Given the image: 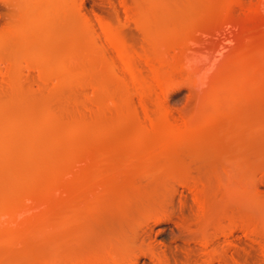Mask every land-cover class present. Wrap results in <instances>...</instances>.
Returning a JSON list of instances; mask_svg holds the SVG:
<instances>
[{"label": "rangeland", "instance_id": "374dc122", "mask_svg": "<svg viewBox=\"0 0 264 264\" xmlns=\"http://www.w3.org/2000/svg\"><path fill=\"white\" fill-rule=\"evenodd\" d=\"M107 1L84 0L83 11H97L116 23V10L124 14L122 5L119 0ZM127 2L131 9L147 6L150 10L148 40L134 22L126 29L132 49L135 46L140 52L147 48L155 55L149 63L133 58L136 80L126 74L128 78L122 81L97 45L90 46L86 37L70 42L64 38L66 29L60 28L49 37L26 40L44 43L56 55L54 71L50 65L43 80L47 84L37 77V68L28 71L19 67L24 72H17L22 75V90L35 97L24 92L19 96L35 98L37 102H31L36 111L24 108L15 113L10 109V113L8 109L12 117L1 108L12 96L5 82H0V134H26L39 143L32 147L37 152L34 161H12L11 167L17 166L15 177L5 176V168L0 166L4 175L0 179V234L19 231L17 241L0 242V264H37L51 257L57 258L58 264H79V259L103 258L105 254L112 256L110 263L160 264L157 256L146 253L150 240L168 264H264V74L259 77L262 91L223 108L208 104L201 92L210 85L217 68L227 62L226 71L233 75L264 69L260 0H241L237 5H229V0ZM5 8L0 1V28ZM70 19L76 27L74 13ZM75 27L73 33L79 32ZM12 42L7 49L17 50L12 57L19 59V65L23 50L18 53ZM69 43H83V47ZM8 57L0 56V71H5ZM156 74L168 80L167 90L155 89ZM47 77L51 79L46 81ZM168 86L174 87L169 90ZM199 86L203 87L200 91ZM98 88L102 93L97 96ZM46 109L54 111L55 124L42 126L39 117ZM32 113H37L36 117ZM209 116H216V127L206 128ZM10 121L17 123L11 127ZM82 123L87 128L70 138L72 127ZM172 124L186 125L190 141L166 140ZM196 139L201 141L196 143ZM20 149L15 146L12 151ZM180 169L185 178L180 177ZM224 171H230L229 180ZM189 175L200 181L206 203L205 212L197 219L202 218L199 224L203 227L198 233L181 230L185 223H191L193 230L200 226L197 220L191 221L201 213L192 190L179 183ZM238 186L245 196L237 191ZM162 207L173 214L174 221L154 224L150 217ZM241 217L245 222L248 219V226L247 222L239 225ZM181 218L185 225H180ZM246 226L257 230L253 233L252 228L250 233ZM213 233L217 235L214 241L202 244ZM150 237L153 239L147 241ZM12 241L19 245L10 244ZM214 251L219 252L214 255Z\"/></svg>", "mask_w": 264, "mask_h": 264}, {"label": "bare ground", "instance_id": "6f19581e", "mask_svg": "<svg viewBox=\"0 0 264 264\" xmlns=\"http://www.w3.org/2000/svg\"><path fill=\"white\" fill-rule=\"evenodd\" d=\"M0 1H1V3H4L5 6L7 5V8H5L7 10H5L6 12L3 15L2 28H0V56L1 55L9 56L6 59L7 60L6 67H4L5 69L3 68L5 71H0L1 72V76L3 78V79L2 78L0 79V82L2 80V85L5 82L6 85L5 84L4 85L6 86L8 92H9V95L12 96L8 103H6L5 105L3 103L4 106L3 107L0 106V107L4 108L6 111L9 109L10 113H11L12 109L14 110V112H15L16 109L20 110V109H24V108H29V109H32L33 112L36 111V109H37L35 107V104L33 103V101L31 102V99H33L32 96H34L33 93H31L32 94L31 97L30 96L29 97L23 96L25 94L26 95H31V94L30 93L27 94L28 90L27 89L24 90L25 89L24 87H23L24 91L22 90V84H21L22 83L21 82L22 75H21V73H23L24 71L21 72V69H22L21 67H23V69L25 68L26 70L28 69V71L30 69H32V68L33 69L37 68L38 69L37 73L40 75V76L38 75L37 77H40V80L42 79V81L45 80V77L47 75V70H48L49 66L51 65L52 67L53 66L55 67V65H54L55 64V60L53 58V56H56L55 55V51H53L52 49H47V47L44 45V43L37 42V41H34V40H31V42H29V43H33V41H34L35 42L34 45H29V43H27L26 40H28L30 38H35V39L46 38V37H49L52 33H55L54 31L56 29L60 30V28H62V30H63V28L66 29L67 33H66L65 37L64 36L63 37L64 38H68V40L70 42L73 39H76V40L78 39V41H79L80 38H81L80 39V41H81L82 38L86 37V41H87V43L89 45L93 44L94 48L97 45L98 48L101 50L100 52H102V55L105 56V57H108V60L110 59L111 64L110 63L109 64H110V66H112L111 67L112 71H114L115 74L118 73L119 77L121 76L120 78H123L122 81L125 80L124 78H126L128 76V74H129V76H131L132 80H136L137 79L136 75H135V66L133 64V58H135V56L139 57L138 59L141 58L144 62L149 63L151 58H152L151 56L154 55L151 52H149V49L147 50V48H144L140 52L137 49H134L135 46L132 49V46L130 45V43L128 44L129 37L126 35V29L130 27L131 24L129 22L132 21V22H134L133 24H135V28H137L138 31L140 30L141 32H143L144 33L143 36L147 40L150 38V35H149L150 31L148 32V30H150V29H148L149 28V26H148L149 24L148 23H149L150 19H148V17H147V15H148L150 10L148 9L147 6H145L144 8L142 7L143 8L142 10H141V8L139 6H138L139 10L136 9L137 6L133 7V9H131V6L128 4L127 0H119L121 5H122V8H123L122 11H123L124 14H121L120 11H117L118 10L117 9L116 10V12H118L117 22L113 23L110 19H108L110 16H108L107 14L106 15L108 17L107 16L105 17L104 14H103L104 15L103 16L100 13H97V11L96 12L92 11V12H89V13H86L87 11H85V10L83 11V9L86 8V7L84 8V6L86 5V3L84 5V0H0ZM138 2H139V0H137V3ZM240 3H241V0H229V2H228L229 5H237V4H240ZM139 4H140V2H139ZM140 6H142V5H140ZM114 7H115V5H114ZM106 8L109 9L108 7H106ZM107 9H104V10H107ZM259 9H262V11L264 10V0H260ZM72 13H74L76 15V19L78 18L77 19L78 22L76 20H74L76 22V27L79 28V30H78L79 32H77V33H75L76 30L74 29L75 30L74 31L75 34L73 33V28L75 27V24L72 23L73 20L71 21V19H70ZM72 17H74V15ZM57 33L58 32H56V34ZM147 33H148L149 36H146ZM129 36H131V35H129ZM61 37H62V33H61ZM132 38H134V37H132ZM11 39L14 40V42H12ZM10 42L15 44V46L18 48V53L20 52V49H21V51L23 50V55H22L23 58H22V61H21V63L19 65H18L19 59L17 61L15 58H13V57H15L17 55V54L15 55L17 50L16 51H12V50H8L7 49L8 46L9 47L12 46V45H10L11 44ZM83 43L81 45H77V44H75V45L78 46V47L79 46L83 47ZM69 44H71V43H69ZM71 45H73V44H71ZM75 45H73V46H75ZM130 47H131L132 50H135V51L137 50V51L136 52L135 51L132 52L131 49H129ZM24 56H26L25 57L26 61L24 60L25 59ZM23 60L25 61L24 65L22 63ZM240 60H242V58H240ZM228 65H229V62H227V63L223 64V66L221 65V66H219L217 68V70L215 71L214 77L211 79V81H210L211 83H210V85H208V87H204L205 89H202L203 87L199 86L198 87L199 90L197 88L198 91H200V89H202L201 92L204 91L203 92L204 93V98H205V101L208 104H214V105H216V106H218L220 108H223L229 102L233 101V102L238 103V102L243 101L247 97H251L252 95H255L256 92L258 93L259 91H262V86L263 85H262V81L259 80V77L264 74V69H260L259 70V68H258V70L254 71L253 73H249L247 71H239L238 73L233 75V74L228 73V71H226L227 70L226 68H227ZM54 67H53V69L50 68V70L54 71ZM18 69H20V71ZM53 71H51V72L53 73ZM17 72H21V73L19 74ZM52 73L51 74L49 73V76H52L53 75ZM17 74H19V75H17ZM126 74H127V76H125ZM50 79L47 77L46 81H48ZM155 82H156L155 89H161V90H164L165 86L168 85V83H169L168 80L161 74H156ZM45 83H44V81L42 82L43 85ZM49 86L50 85H48V87ZM96 86H98V85H96ZM1 88H4V87H1ZM41 88H43V87H41ZM172 88H170L169 90H171ZM37 89H38V87H37ZM45 89H46V87H45ZM98 90L100 91L99 88H98ZM165 90H167V89H165ZM41 91H43V90H41ZM53 91H49V92H53ZM136 91L140 92V89L137 88ZM20 92H24V94L19 96ZM28 92H30V91H28ZM97 92H95V93H97ZM201 92H199V95L200 94L203 95V93H201ZM101 93H102L101 91H100V93H97V96L100 95ZM48 95L51 96L50 93H48ZM22 96H23V98H29L30 100L27 101L26 99H23ZM95 96H96V94H95ZM9 97H7V98L9 99ZM200 97L202 98L201 95H200ZM39 98H41V97H39ZM54 99H56V96H55ZM54 99H52V100H54ZM4 102H7V101H5V99H4ZM30 102H31V104H29ZM34 102L36 103L37 101L34 100ZM49 103H51V102H49ZM39 104H40V102H39ZM0 105H1V103H0ZM43 107L44 106H42V108ZM4 109H3V111H5ZM27 114H29V112H27ZM32 114H33V117L34 116L36 117V115H37V113H36V115H34V113H32ZM98 114H99V112H98ZM10 115L12 116V114H10ZM25 116H27V115H25ZM39 118H41L40 121L42 123V126L46 125L47 123H50V124L54 123V122L56 123V121H55L56 120L55 119V113H54V111L52 109H50V110L46 109V112L44 111V114L42 113V115H40ZM216 119H217L216 116L207 117L206 118V123H205L206 124V128H210L211 126H214L213 123L216 122ZM28 121H29V119H28ZM14 122L15 123L10 121L9 125L11 127H12V125L14 126L17 123V121H14ZM25 122H27V121H25ZM25 122L22 123V124H25ZM19 123H20V121H19ZM10 126H8V127H10ZM87 126L88 125L85 124V123L73 126L72 128L74 130H73V132H70L71 133V135H69L70 138L72 136L73 139H74L75 136L78 135V132L85 130L87 128ZM214 127H216V126H214ZM144 129L146 131L149 130L148 127H144ZM140 134H139V137H142V136H140ZM190 137L191 136H189L188 129H187L186 125L182 126V125H179V124H172V125H170V127L167 130V132L165 133V139L168 140V141L179 140L178 142H186V140H189ZM200 141H201V139H198L196 141V143L200 142ZM191 142H194V140L191 141ZM71 144H73V143H71ZM38 145H39V143L34 141V140H32L30 135L28 136L26 134H14V133H10V132H3L2 134H0V166H4V168H5L4 169L5 172L3 171L4 172L3 174L4 175L6 174L5 176H7V174H8V176L10 175L9 178L10 177H15V175L17 174L15 168L17 166L16 167L14 166L15 168L13 169V167H11L12 166V164H11L12 161H14V162L15 161L16 162L19 161V163L21 162V163H24V164H28V163L34 161L37 158V154H36L37 152L32 150V147L33 146H38ZM15 146H19L21 148L19 152H13L12 151V149ZM192 166L193 165L191 164V168H192ZM128 167L129 166H127L126 168H128ZM0 168L2 169V167H0ZM185 169L186 168H184V170ZM193 170H195V169L193 168ZM180 171L182 172V175H180V177L184 176L186 174V173L183 174V170L182 169H180ZM180 171L178 170L177 172L179 173ZM18 172L20 173V169H19ZM186 172H188V169H187ZM23 173H24V170H23ZM191 174H192V172H191ZM225 174L227 175L225 177L226 178L228 177L227 179L229 180V178L231 177L230 171H228V174L225 172ZM4 175H2V173H1L0 174L1 178L0 179H2ZM57 175L60 178H63V176L62 175L60 176L59 173ZM184 178H185V176H184ZM182 179H180L181 181H179V183L181 182L182 185L183 184L187 185L192 190V193H193L192 196L196 200L195 202H197V205H198V207L200 209V212H201V213H197L198 216L196 215L194 220H191L192 222H194L197 219H200L199 215L203 214L205 212V209H206V205H205L206 203H205V200H204V197H203V193L201 192V188H200V181L197 180L196 177H194L192 175H189L184 180H182ZM182 181H183V183H182ZM238 188L241 191L239 189L238 190L236 189V190L241 192V194L243 196H245L244 195L245 193H243L244 189L240 188L239 186H238ZM242 195H240V196L242 197ZM162 208H158V209H160V211L158 213L154 212V215L150 217V218L153 219L154 224L155 223H159V222H163V221H172L173 220V218H172L173 214L171 212L169 213L168 209L165 211L166 207H164L163 209ZM178 214H179V212H178ZM174 217H177V216H174ZM239 219L240 220L242 219L241 221H239L240 222L239 225H241V226H244L243 224H246V222L248 220L247 219L246 222H245L243 220L244 219L243 217H241ZM180 220H181V222H180L181 226L185 225V224L188 225V223L182 224V223L185 222L182 218ZM65 221L67 222V220H65ZM175 221H177V220H175ZM201 221H202V218H201ZM201 221L197 220V223H198L197 225H200V226L199 227L197 226V229L195 228L194 230H193L192 227H189L191 223H189V226L185 225L183 228L179 225L180 226L179 228H182L181 229V230H183L182 232L187 230L188 233H191L192 231H193V233H195V230H197L196 233H198L199 231H201L203 229V227L201 226L202 223L199 224ZM66 222H64V223H66ZM151 222L149 221V223H151ZM153 222H152V224H153ZM234 222H236V221H234ZM195 224H196V222H195ZM236 224L238 225V223H236ZM247 226H248V222H247ZM247 226H246V229H247ZM186 227L192 228V229H187ZM184 228H186V229H184ZM198 228H200V230ZM233 228H234V226H231L229 228V231L231 232L233 230ZM252 228H250L249 230L247 229V230L250 233H252L251 232V229H252V231L254 233V231L257 230L256 226H252ZM257 232H255V233H257ZM226 233H227V231H226ZM18 235H19V231L18 230H13L9 234L1 235L0 236V242H7L8 243V241H11V240H14V241L16 240L17 241L16 238L19 237ZM215 235L216 234L213 233V235L209 234V236H206L204 238V240L202 241V244L209 245L212 242V240L215 239V237L217 236V235L216 236ZM150 239H153V238H151V237L149 239L147 238V241L150 240ZM187 240L189 241V240H192V239L188 238ZM153 241L154 240H152V241L150 240L149 243L147 244V246L145 247L146 248V253L150 252V254H152L151 257H153V256L156 257L157 256V259H158L157 261L160 264H168L169 261L165 257V255L162 256L163 254L161 255L160 252L156 251L157 249L155 248V245L153 244L154 243ZM145 242H146V238H145ZM12 243H13V241L10 242V244H12ZM15 243L16 242H14L13 244H15ZM143 243H144V241H143ZM143 243H142V245H143ZM16 244H18V243H16ZM11 246L14 247L13 245H11ZM12 247H11V249H12ZM143 249H144V247H143ZM211 252H209V253H211ZM218 252L219 251H217V253H216V251H214L213 253L215 255V253L218 254ZM156 253H160V254L157 255ZM6 254H4V255H6ZM10 255H11V253H10ZM106 255H108L109 258H104V256H106ZM109 255L110 254H105L104 256L102 255L103 258H99V256L95 257V258L91 257L90 259H86V260H85V258H82L83 260L79 259L80 262L77 261V263H79V264H121L120 262H117V261H115L113 263H110L109 260H110V258H112V256L110 255L111 256L110 257ZM159 255H161V256H159ZM209 257H214V256L210 254ZM56 259L51 257L49 259H44L42 261H38L37 264H58V262H57L58 260L56 261ZM155 259L156 258H154V260ZM210 260H209V262H210ZM10 264H11V262H10Z\"/></svg>", "mask_w": 264, "mask_h": 264}]
</instances>
